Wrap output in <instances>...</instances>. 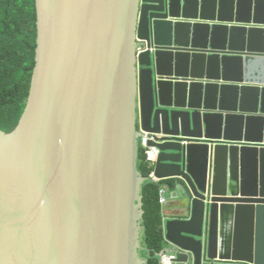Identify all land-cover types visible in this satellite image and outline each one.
Here are the masks:
<instances>
[{
  "label": "water",
  "instance_id": "water-1",
  "mask_svg": "<svg viewBox=\"0 0 264 264\" xmlns=\"http://www.w3.org/2000/svg\"><path fill=\"white\" fill-rule=\"evenodd\" d=\"M35 11L27 106L0 130V264H145L143 133L175 181L177 262L264 264V0Z\"/></svg>",
  "mask_w": 264,
  "mask_h": 264
},
{
  "label": "trees",
  "instance_id": "trees-1",
  "mask_svg": "<svg viewBox=\"0 0 264 264\" xmlns=\"http://www.w3.org/2000/svg\"><path fill=\"white\" fill-rule=\"evenodd\" d=\"M35 0H0V130L8 133L18 124L26 105L34 67L36 46ZM137 170L145 179L141 186L142 211L140 256L145 264H159L166 248L163 239V208L159 191H172L175 181L153 182L151 169L138 150Z\"/></svg>",
  "mask_w": 264,
  "mask_h": 264
},
{
  "label": "built area",
  "instance_id": "built-area-1",
  "mask_svg": "<svg viewBox=\"0 0 264 264\" xmlns=\"http://www.w3.org/2000/svg\"><path fill=\"white\" fill-rule=\"evenodd\" d=\"M141 49L145 50L144 47H141ZM155 136L147 133H143V136L139 139V147L143 149L144 152V160L148 165V168L151 169L149 179L153 182H160L162 179H159L155 176L154 168L155 164L157 162V159L160 154V150L156 145H152V143H155ZM166 190L165 188H162L159 191V204L162 206L166 203ZM164 221V219H163ZM163 225V223H162ZM163 239L164 242L168 245V243L165 240L164 232H163ZM159 264H179L177 262V257L175 254H173L172 249L166 248L159 254Z\"/></svg>",
  "mask_w": 264,
  "mask_h": 264
},
{
  "label": "crops",
  "instance_id": "crops-1",
  "mask_svg": "<svg viewBox=\"0 0 264 264\" xmlns=\"http://www.w3.org/2000/svg\"><path fill=\"white\" fill-rule=\"evenodd\" d=\"M168 179H173V178H164V180H168ZM175 195H176V192L174 191H168L167 196L165 195L167 202L163 210V218H165L166 215L171 218H182L183 217L177 210V202L172 201V197H174ZM167 248H170V246H167Z\"/></svg>",
  "mask_w": 264,
  "mask_h": 264
},
{
  "label": "rangeland",
  "instance_id": "rangeland-1",
  "mask_svg": "<svg viewBox=\"0 0 264 264\" xmlns=\"http://www.w3.org/2000/svg\"><path fill=\"white\" fill-rule=\"evenodd\" d=\"M167 246H168V245H167ZM179 259H180V260H183L184 258H183L182 256H179ZM185 259H186V258H185ZM186 260H187V259H186Z\"/></svg>",
  "mask_w": 264,
  "mask_h": 264
},
{
  "label": "clouds",
  "instance_id": "clouds-1",
  "mask_svg": "<svg viewBox=\"0 0 264 264\" xmlns=\"http://www.w3.org/2000/svg\"><path fill=\"white\" fill-rule=\"evenodd\" d=\"M139 141V140H138ZM138 145H139V142H138ZM162 181V180H161ZM166 190V189H165ZM166 192H167V190H166ZM164 219V218H163ZM166 246H167V244H166ZM168 246H169V244H168ZM170 249H172L171 247H170Z\"/></svg>",
  "mask_w": 264,
  "mask_h": 264
}]
</instances>
